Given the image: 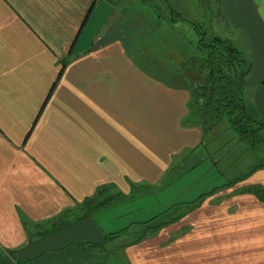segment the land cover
<instances>
[{"label": "crops", "instance_id": "0c3cea01", "mask_svg": "<svg viewBox=\"0 0 264 264\" xmlns=\"http://www.w3.org/2000/svg\"><path fill=\"white\" fill-rule=\"evenodd\" d=\"M220 9L264 117V0ZM117 19L105 0H0V264H264V167L128 236L99 215L122 202L85 215L102 187H170L206 155L191 90L137 62Z\"/></svg>", "mask_w": 264, "mask_h": 264}, {"label": "rangeland", "instance_id": "374dc122", "mask_svg": "<svg viewBox=\"0 0 264 264\" xmlns=\"http://www.w3.org/2000/svg\"><path fill=\"white\" fill-rule=\"evenodd\" d=\"M105 1L114 5V13L118 16L120 32L118 35L129 42L137 62L145 65L153 74L160 72L161 78L165 79L172 88L184 87L187 81L185 78L200 81L203 76L198 74L202 53L195 48L199 35L188 22H169L167 19L171 8L186 20L201 25L206 33H216L225 38L230 35L221 24V0H167L171 8H168L163 0H147V4L142 3L141 0ZM122 31L124 33H121ZM217 126L220 132L217 135L224 133V137L226 134L230 137L235 134L230 128L228 129L229 124L226 119ZM205 137L211 143L208 149L206 148L204 161L183 173L181 169L177 170L176 174L181 173L179 176L183 177L180 182L166 188L138 184L127 194L126 202L99 215L118 217L115 223L121 227L130 225L133 230L126 234L128 236L130 232L135 233L140 230L143 221L153 222L151 218L154 217L155 222L157 218L155 216L159 214L158 221L171 219L190 205V203L177 204L168 208L170 204L181 200H196L202 193L211 191L215 187L217 188L209 196L228 189L230 186L224 184L230 179L250 171L252 166L264 163V144L258 148V151H247L239 157L237 144L229 138V141L221 142L219 147L222 149L221 152L214 155L209 152V148L214 149V143L218 142H216L217 136L207 134ZM130 200L133 201L129 202ZM167 200H170L169 205L164 203ZM100 219L105 221L104 216Z\"/></svg>", "mask_w": 264, "mask_h": 264}, {"label": "trees", "instance_id": "16d2710c", "mask_svg": "<svg viewBox=\"0 0 264 264\" xmlns=\"http://www.w3.org/2000/svg\"><path fill=\"white\" fill-rule=\"evenodd\" d=\"M163 1L168 8H171L167 4V0ZM141 2L148 3L147 0H141ZM167 20L172 23L188 22L199 35L195 48L196 51L202 53L199 65L198 63L197 65L198 74L203 78L200 81L185 78L187 80L185 86L191 90V114L201 120L204 135L212 134L214 136L215 134L217 136L216 142H218L214 143V149L210 150L209 148V152L218 155L222 150L219 148L221 142L225 143L229 141V138L237 144L236 150H238L239 157L247 151H258V148L264 144V117L259 116L244 97L247 75L250 72V62L245 53L231 39L216 33H206L202 30L201 25L186 20L174 8L170 9V16ZM191 58L190 61H192ZM224 119L228 121V129L230 128L236 134H234L235 136L228 137L226 134L225 138L224 133L217 135L220 133L217 125ZM210 143L208 138L204 137L203 145L207 149ZM258 167H264V163L252 166L250 171L233 177L224 185L232 186ZM216 188L203 193L190 204L192 206L200 204ZM252 191L264 200V188L253 187ZM108 192H111L108 187H102L95 197L86 199L84 208L87 213L85 215L127 199V194L121 191L106 194ZM159 215L155 217L158 218ZM153 219L154 217L151 218V221L154 222ZM10 254H14V251Z\"/></svg>", "mask_w": 264, "mask_h": 264}]
</instances>
